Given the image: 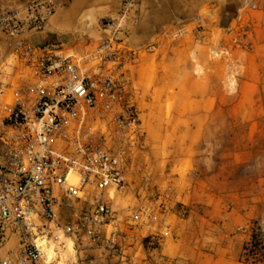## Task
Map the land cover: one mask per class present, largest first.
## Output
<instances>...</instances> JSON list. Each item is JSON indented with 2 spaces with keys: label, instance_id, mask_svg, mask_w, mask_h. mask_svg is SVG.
<instances>
[{
  "label": "built area",
  "instance_id": "built-area-1",
  "mask_svg": "<svg viewBox=\"0 0 264 264\" xmlns=\"http://www.w3.org/2000/svg\"><path fill=\"white\" fill-rule=\"evenodd\" d=\"M143 1L121 0L79 50L38 40L51 32L53 0L0 7V264H80L90 252L134 264L160 247L155 225L172 182L161 188L148 171L134 79L141 51L129 44ZM227 34L251 48L248 19L238 15ZM127 190L140 202L118 214L112 201Z\"/></svg>",
  "mask_w": 264,
  "mask_h": 264
},
{
  "label": "crops",
  "instance_id": "crops-1",
  "mask_svg": "<svg viewBox=\"0 0 264 264\" xmlns=\"http://www.w3.org/2000/svg\"><path fill=\"white\" fill-rule=\"evenodd\" d=\"M26 1L0 0V7L11 8ZM53 1L55 15L50 21L51 32L46 33L52 37L67 33L85 18L96 20L98 31L99 21L114 17L121 0ZM251 4L256 10L248 8ZM238 15L248 17L254 25L252 56L256 50L264 49V0H144L137 10L138 24L130 34L129 44L142 51L155 39L158 88H165V93L171 90L172 98L187 102L177 111L186 116L185 126L179 129L181 138L177 139L180 154L157 163H166L168 167L157 168L155 180L161 188L171 181L172 191L168 207L155 225L161 245L156 253L145 251V256H154L161 264H178L181 259H190L194 264L199 261V253L189 245L185 235L197 216L195 207L181 218L177 212L179 205L203 204L204 213H212L205 206L212 194H240L241 168L249 160L243 158L240 149L217 155L213 148L218 140L207 136L214 114L243 117L264 113L254 106L260 82L254 59L229 63L220 53L228 50L227 31ZM178 29H182V34L173 39ZM233 67L236 74H229ZM233 84L236 102L230 107L221 106L222 100L233 93L230 88ZM241 145L233 144L238 148ZM237 215L242 219L250 217L247 212L237 211ZM87 255L99 257L100 261L108 259L94 252Z\"/></svg>",
  "mask_w": 264,
  "mask_h": 264
},
{
  "label": "rangeland",
  "instance_id": "rangeland-1",
  "mask_svg": "<svg viewBox=\"0 0 264 264\" xmlns=\"http://www.w3.org/2000/svg\"><path fill=\"white\" fill-rule=\"evenodd\" d=\"M243 18L250 22L248 17L243 15ZM96 23L98 22L93 19H81L77 26L72 27L65 34L53 37L50 34H44L39 36V39L40 41L55 42L59 37L63 41H73L71 46L79 50L77 41L83 35L88 36L91 41L99 37ZM253 29L254 25H251L252 43L254 39ZM226 43L228 50L222 54L229 63L236 60L246 62L249 58L254 59V70L260 80L259 93L254 106L264 111V49H258L250 56L252 45L247 51L236 49L232 46L228 34L226 35ZM151 45L155 48V39L151 41ZM147 48L145 47L141 51L139 65L134 70V79L141 90L138 105L140 119L146 132L148 171L153 176L154 184H158V181L155 180L157 168L161 170L163 165L168 167L165 165L166 163L158 165V161L174 159L180 154L181 150L177 144V139L182 133L179 129L186 124V116L177 111L187 102L172 98L171 90L165 93V88H158L155 49L147 50ZM212 57L217 58L214 54ZM236 72L234 67L229 69V74H236ZM230 88L233 93L227 99L222 100L221 106L230 107L236 102L235 84L230 85ZM209 121L211 129L207 136L212 140H218L217 147L213 148L216 154H225L240 149L243 158L249 161L241 168L240 194L237 196L212 194L205 205L213 211L212 213H204L203 204L188 206L189 210L195 207L197 216L185 235L189 245L199 253L197 264H242L239 262L242 247L249 242L252 230L260 229L264 234V113L243 117L214 114ZM250 127H254V129L250 130ZM234 142L242 145L240 148L234 147ZM248 144L251 147H247ZM185 165L184 167H186ZM183 174L180 173L181 176ZM139 186L140 180L138 178L136 188ZM139 202L138 195L136 196L132 191L127 190L116 194L112 205L118 214H122L127 206L136 207ZM237 211L240 213L247 212L250 217L239 218ZM187 215L188 213L184 214L183 218ZM98 258L90 257V255L85 256L80 264L112 263L109 259L100 261ZM58 264L74 263L71 259L64 257ZM134 264L161 263L154 256L149 255L143 261L141 254H138ZM178 264H194V262L190 259H181Z\"/></svg>",
  "mask_w": 264,
  "mask_h": 264
},
{
  "label": "trees",
  "instance_id": "trees-1",
  "mask_svg": "<svg viewBox=\"0 0 264 264\" xmlns=\"http://www.w3.org/2000/svg\"><path fill=\"white\" fill-rule=\"evenodd\" d=\"M242 264H264V234L260 229L252 230L250 240L242 247Z\"/></svg>",
  "mask_w": 264,
  "mask_h": 264
}]
</instances>
